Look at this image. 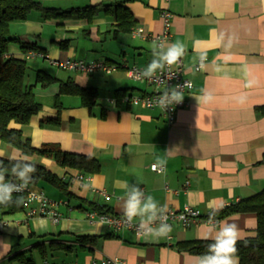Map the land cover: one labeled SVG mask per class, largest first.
I'll use <instances>...</instances> for the list:
<instances>
[{
	"label": "crops",
	"instance_id": "obj_1",
	"mask_svg": "<svg viewBox=\"0 0 264 264\" xmlns=\"http://www.w3.org/2000/svg\"><path fill=\"white\" fill-rule=\"evenodd\" d=\"M81 2L76 6L123 4L136 26L153 35L163 30L161 12L169 11L172 14L169 43L184 44L181 59L193 88L182 93L187 105L178 110L175 121L169 125L158 109L136 107L116 98L114 91L118 89H128L131 94L152 90L145 81H134L126 74V68H144L153 58L154 42L142 39L133 48L130 60L124 51L118 61L108 57L82 59L119 66L111 74L68 71L73 75H69L70 79L79 86L97 90L104 87L108 92L101 99L98 93V101L91 108L82 106L76 96L60 95L58 126L44 125L43 121L57 116L54 98L59 93V84L46 88L34 85V96L41 109L28 124L14 127L22 131L32 147L57 144L64 152L96 158L100 170L82 176L76 170L58 166L50 158L29 156L33 163L68 182L71 196L42 181L29 184L32 191L42 192L48 200L58 203L57 210L61 213L58 224L48 217L28 218L24 209L14 213L0 210V264H22L11 260L20 253L33 264H90L115 257L123 264H195V258L200 255L179 251L177 244L211 240L204 238L210 223L218 226L235 223L238 240L253 237L254 213L233 214L220 220L207 216L214 209L228 207L264 189V115L255 109L264 105V0ZM30 16L27 20L33 21ZM36 21L41 24L40 19ZM53 22L67 29L87 27L84 35L92 41L100 42L101 37L106 38L105 34H111L112 38L124 34L112 35L114 22L103 12L91 23L85 19L67 18L65 23L55 22L54 18L45 20V24ZM52 35L55 37L49 41L39 34L10 36L35 44L48 59H80L75 56L76 49L70 47L72 37ZM63 40H68L65 49L57 44ZM18 47L15 43V49L9 48L8 56L23 57ZM201 55L206 59L202 68L195 71ZM97 74L102 76V81L96 79ZM69 77L56 79L66 81ZM206 94L212 97L208 102L202 99ZM0 151L5 153L2 159L21 154L1 141ZM158 159L167 161L162 173L150 170V165ZM85 184L89 185L87 189L83 187ZM125 184L139 185L161 207L175 211L186 206L194 208L200 212V218L186 228L178 220L171 221L172 231L167 237L139 236L129 229L114 233L106 224L89 217L90 212H97L90 204L105 206L111 213L121 215ZM79 236L96 239L80 243ZM52 242L71 248L52 250L49 247ZM35 253L39 256L37 261L33 257Z\"/></svg>",
	"mask_w": 264,
	"mask_h": 264
},
{
	"label": "trees",
	"instance_id": "obj_2",
	"mask_svg": "<svg viewBox=\"0 0 264 264\" xmlns=\"http://www.w3.org/2000/svg\"><path fill=\"white\" fill-rule=\"evenodd\" d=\"M41 12V19L57 20V19H85L89 23L103 12L112 18L111 33L116 37L120 33L129 34L137 25L133 16L127 7L123 4L114 5H94L85 7H72L66 10L55 9L42 6L36 0H0V141L4 144L17 148L21 154L31 156L33 154L40 155L44 158L54 160L58 166L78 171L82 176H90L100 170L98 160L92 156H86L77 153L64 152L57 144L45 143L39 148L30 145V140L25 138L19 128L14 125H26L32 116H35L41 109L40 103L36 100L33 92L34 85L39 84L41 88H46L51 84H59V93L54 98V106L58 113L54 118H47L43 121L44 125L58 126L59 111L62 106L59 102L60 95L76 96L80 99V103L85 107H93L98 101V90L94 87H81L76 84L70 77L66 81H60L54 78L45 70H37L34 75V83L26 84L25 75L27 70V62L25 53L28 51H38L35 44L20 41L18 38L10 36L9 27L14 22L27 20L31 11ZM17 43L18 48L24 53L23 57L8 56L9 44ZM68 40L58 42L61 49H65ZM39 52V51H38ZM42 53V52H40ZM119 68V66H118ZM128 93V89H118L114 91V96L119 98ZM256 112L264 115V105L256 107ZM5 168L11 167V159L0 157ZM36 165L37 171L33 174L32 184L39 181L45 182L60 191L64 192L68 197V182L63 181L57 175L53 174L45 167ZM8 179H12L9 175ZM24 193H15L13 199L22 198ZM92 210L98 213H111L110 209L105 206L90 204ZM23 209L22 203H11L9 205H0V210L7 213H14ZM254 213L256 216V229L253 237H247L237 240L236 257L238 264H264V189L249 197L240 199L236 203L219 209L215 217L211 215L207 217L214 220H220L233 214ZM96 238L94 236H79L77 241L83 243L85 241L92 242ZM212 240H193L184 241L177 244L179 251L188 252L194 255H203L207 252V246ZM49 247L52 250L71 248L60 242H52ZM22 264H33V261L25 257L24 253L16 254L11 257Z\"/></svg>",
	"mask_w": 264,
	"mask_h": 264
},
{
	"label": "clouds",
	"instance_id": "obj_3",
	"mask_svg": "<svg viewBox=\"0 0 264 264\" xmlns=\"http://www.w3.org/2000/svg\"><path fill=\"white\" fill-rule=\"evenodd\" d=\"M185 46L182 42L176 41L167 45L153 43L151 61L144 67L139 75L142 78L152 79L156 73L163 72L166 67L176 64L184 55ZM206 59L200 56L201 66ZM181 86L165 87V90L158 98V105L164 110L182 102ZM205 102L212 99L210 94L202 97ZM0 157H5V153L0 151ZM12 163L10 168L0 166V205L11 203H23L22 198L13 199L15 193H22L33 180V174L37 171L35 163L26 154H19L10 158ZM166 159H158L152 165L154 171H165ZM3 161L0 160V165ZM12 179H8V176ZM85 189L89 185H83ZM126 191L121 197L122 215L124 223L135 226L139 234L145 237H167L172 226L167 223V209L158 205L151 195H145L144 190L139 185H124ZM219 209H214L210 215L214 218ZM157 222L158 225H157ZM103 223V221H102ZM214 233V235H213ZM205 239L212 242L207 246V252L195 258V264H238L236 257V243L239 238L238 227L235 223H224L218 226L210 223L207 227Z\"/></svg>",
	"mask_w": 264,
	"mask_h": 264
},
{
	"label": "built area",
	"instance_id": "obj_4",
	"mask_svg": "<svg viewBox=\"0 0 264 264\" xmlns=\"http://www.w3.org/2000/svg\"><path fill=\"white\" fill-rule=\"evenodd\" d=\"M164 1V0H163ZM169 0H165L168 2ZM161 18L163 20V30L159 34H147L144 29L140 26H135L131 30V37L134 39H142V40H151L156 44L163 43L165 45L169 44L171 41V18L172 14L169 11H162ZM26 57L29 56H40L48 59L45 54H42L38 51H28L25 53ZM205 61V59H204ZM203 61V64H204ZM49 63L58 67L61 70L72 71L81 74L91 75L98 73L111 74L113 71L117 70L118 67L112 64H108L105 61H97V62H85L83 60L78 59H67V60H52L49 59ZM202 68L201 60L195 65L194 70L199 71ZM143 68L131 67L126 68V74L128 78L134 81H145L147 85L152 87V90L145 93L139 94H125L120 97V101L122 103H126L129 105H133L136 107H141L145 109H158L161 115L165 118L166 122L172 124L176 119V114L178 110L184 108L187 103L182 100L181 103L176 104L172 107L162 109L158 105V98L165 90V87H172L179 85L181 86V93H188L192 90L193 84L192 82L185 76V66L180 59L176 64L166 67L163 72H157L156 76L152 79L142 78L139 73ZM112 103L115 102L114 99L110 100ZM153 164L150 165V170L155 173H162L160 171H154ZM82 178V176H80ZM25 194L23 200V209L25 210V215L28 218L43 216L48 217L53 224H58L61 220V213L57 210L58 203L55 201L48 200V198L42 192L32 191L30 185L22 192ZM104 198L109 199L106 194H104ZM167 209V223L170 225L171 221L178 220L183 228L190 226L191 224L196 223V221L200 218V212L194 208L186 206L181 211H175L173 209ZM89 217H95L99 222L106 224L109 228H111L112 232L117 233L123 229H129L135 232L137 235L139 234L137 227L135 226V222L132 225H128L123 221V215H117L113 213H98V212H90ZM159 222H157L158 225ZM44 264H48L44 262ZM90 264H123V262L119 258H105L100 261H94Z\"/></svg>",
	"mask_w": 264,
	"mask_h": 264
},
{
	"label": "rangeland",
	"instance_id": "obj_5",
	"mask_svg": "<svg viewBox=\"0 0 264 264\" xmlns=\"http://www.w3.org/2000/svg\"><path fill=\"white\" fill-rule=\"evenodd\" d=\"M36 1H38V3L40 2L41 5L45 7L54 6L55 8L60 7L63 9H68L70 7H77L76 5L83 3L81 2L82 0H36ZM30 14H31L30 17L31 19H33V21L25 20L21 22H14L10 25L9 33L11 36H21L28 34L30 36H34L35 34H39L41 37L48 38L47 40L49 41L50 38L55 37L52 34H68V38L69 36L73 38V40L70 43L71 44L70 47L76 49L75 56L76 58H80L78 60L92 59V58L104 59L105 57H108L118 61L122 59L121 56L123 54V51L126 53L128 57L126 59L130 60L132 57L131 54L134 51L133 48H135L136 44L140 41V39L137 40L131 38L129 34L120 35L118 36V38H112L111 34H105L106 38L104 39L103 37H101L100 42L92 41L88 39L86 35H84V32L88 30L87 27L82 29L81 28L67 29V26L65 27V25L63 24L57 25L54 22L45 24V20L41 19L42 17L40 11L33 10L30 12ZM36 19H40L41 24L40 22L38 23ZM56 21L65 23L67 22V19H57L55 20V22ZM68 30H73V31L70 32ZM14 47H15V43L11 42L9 44V48L15 49ZM25 59L27 62L25 83L28 85L34 82V75L37 69L45 70L53 77L56 76L62 79L69 77V75L73 76L72 73H69L68 71H64L58 69L55 66L50 65L49 59L43 60L42 57L40 58L39 56H29V57H25ZM96 79L102 81V76L100 77L97 74ZM103 79H106V76H103ZM107 92L108 90L105 89L104 87L99 88L98 93L100 99L103 96V94H106ZM33 257L35 258V261L39 259L37 253L33 254Z\"/></svg>",
	"mask_w": 264,
	"mask_h": 264
}]
</instances>
